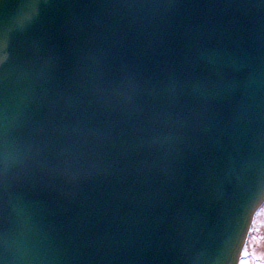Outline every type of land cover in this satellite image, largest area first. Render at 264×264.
Returning <instances> with one entry per match:
<instances>
[{
	"label": "water",
	"instance_id": "obj_1",
	"mask_svg": "<svg viewBox=\"0 0 264 264\" xmlns=\"http://www.w3.org/2000/svg\"><path fill=\"white\" fill-rule=\"evenodd\" d=\"M5 3L6 264H190L228 220L237 264L264 201V0Z\"/></svg>",
	"mask_w": 264,
	"mask_h": 264
},
{
	"label": "snow or ice",
	"instance_id": "obj_2",
	"mask_svg": "<svg viewBox=\"0 0 264 264\" xmlns=\"http://www.w3.org/2000/svg\"><path fill=\"white\" fill-rule=\"evenodd\" d=\"M5 0H0V7H7ZM38 4L32 5L37 7ZM23 24V20L20 21ZM10 44L11 38L7 31L0 27V81L3 79L4 66L7 63L10 55ZM3 133L0 132V138ZM7 175H8V160L6 154L0 153V192H3L7 186ZM250 199L264 198V184H260L249 196ZM3 217V206L0 204V219ZM228 222L225 223L222 231L219 234L218 241L216 243L215 251L211 254L197 257L192 260L190 264H232L235 261L236 256L233 248L229 245L227 239L228 236ZM3 238L2 229H0V239ZM0 264H6L3 256H0Z\"/></svg>",
	"mask_w": 264,
	"mask_h": 264
},
{
	"label": "rangeland",
	"instance_id": "obj_3",
	"mask_svg": "<svg viewBox=\"0 0 264 264\" xmlns=\"http://www.w3.org/2000/svg\"><path fill=\"white\" fill-rule=\"evenodd\" d=\"M253 227L242 261H246L247 264H264V203L255 216Z\"/></svg>",
	"mask_w": 264,
	"mask_h": 264
},
{
	"label": "clouds",
	"instance_id": "obj_4",
	"mask_svg": "<svg viewBox=\"0 0 264 264\" xmlns=\"http://www.w3.org/2000/svg\"><path fill=\"white\" fill-rule=\"evenodd\" d=\"M241 264H247V262L246 261H242Z\"/></svg>",
	"mask_w": 264,
	"mask_h": 264
}]
</instances>
